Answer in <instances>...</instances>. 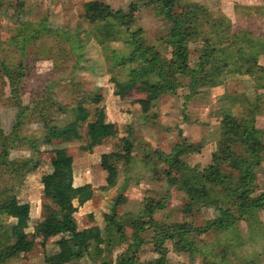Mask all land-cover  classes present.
<instances>
[{
  "label": "rangeland",
  "instance_id": "rangeland-1",
  "mask_svg": "<svg viewBox=\"0 0 264 264\" xmlns=\"http://www.w3.org/2000/svg\"><path fill=\"white\" fill-rule=\"evenodd\" d=\"M87 0H0V61L16 71L21 65V102L27 107L23 115L17 117L19 108L10 94L9 81L0 65V130L9 135L16 129L17 138L10 142L7 159L20 161L28 159L35 164L34 169L13 173L9 167L0 171V190L8 189L20 203L30 206V220L27 231L43 218V185L41 177L50 171V158L57 147H66L73 157L74 184L90 183L93 196L77 213L80 226L97 225L105 242L98 253L91 246L88 255L78 264H101L102 260H116L126 247L133 243V220L145 219V200L164 197L165 208L155 211V218L162 224L174 222L188 223L192 227H205L208 221L218 216L216 204L192 201L182 187L181 179L198 175L211 161V154L218 149L221 138V118L224 113L239 116L247 105L245 99H253L264 88L257 86L252 75L244 71L237 56L238 46L254 49L250 40L264 41V0H187L207 3L215 16L225 15L234 21L231 27L236 31L244 24L239 37L228 50V44L214 35L206 26L204 36L210 44L224 47V59L233 71H224L220 76L221 87L205 82L190 89L191 78L180 76L182 88L176 92L161 94L151 102L145 94L135 90L123 99L113 94L110 79L124 81L134 64L121 63L120 58L129 55L132 45L129 33L140 28V36L164 52L160 39L168 32L169 24L148 6H141L135 15V23L128 30L115 24L105 29L103 23L92 24L84 16L83 3ZM114 9H126L138 0H100ZM20 2L22 6L17 3ZM246 16L241 22L240 18ZM195 21L192 29L194 30ZM246 30H249L246 31ZM239 32V31H238ZM257 33L259 35L254 36ZM189 42L190 66L199 58L204 45L203 37ZM217 44V45H216ZM254 45V44H253ZM227 52V53H226ZM219 55V54H218ZM227 57V58H226ZM264 65V54L259 57ZM154 81L156 78L151 77ZM101 94L100 102H91V97ZM189 94V97L186 95ZM83 101L89 112L86 121L79 123L80 139L61 143L52 139L45 143L46 125L62 126L74 119L75 105ZM130 116L134 141L133 160L130 164L119 162L117 183L114 187L101 189L104 172L100 167V154L120 150L121 137L127 136V119ZM255 125L261 132L264 143V108L255 114ZM103 118L117 125V134L107 138L103 144L95 146L91 152L82 150L91 126ZM191 145L197 150L182 156L185 169L179 174L178 185L168 186L162 180L153 178L151 166L143 159L157 149L165 152L177 144ZM241 153L239 143H233ZM149 157V156H148ZM152 159H150L152 161ZM225 172H236L222 164ZM256 173L253 195L264 191V151L262 161L254 168ZM207 188L211 184L205 182ZM218 190L211 192L218 196ZM118 194L126 199L117 205L116 220L122 223L120 236L114 232L107 234L104 213H110L114 197ZM76 203V201H75ZM224 201L220 202L223 205ZM12 222V220H10ZM115 231V226L110 228ZM110 231V232H111ZM154 230L145 228L140 232L143 242L137 249L139 261H149L158 256L154 251ZM121 241L125 239L124 241ZM190 245L179 250L175 238L166 239L168 248L166 264H264V210H255L253 215L238 220L230 230L208 228L203 232H190ZM32 251L7 264H45L44 256L58 250L54 238L42 245V238L35 239ZM65 264H73L72 262Z\"/></svg>",
  "mask_w": 264,
  "mask_h": 264
},
{
  "label": "trees",
  "instance_id": "trees-1",
  "mask_svg": "<svg viewBox=\"0 0 264 264\" xmlns=\"http://www.w3.org/2000/svg\"><path fill=\"white\" fill-rule=\"evenodd\" d=\"M22 6L20 2L17 3ZM141 6L152 8L156 15L162 17L168 24V32L161 36L163 46L161 52L158 47L148 43L140 36L141 29L137 28L130 32L129 43L132 50L126 57L120 58L121 63H132L128 77L124 81L110 79L113 94L123 99L135 90L145 94L148 102L158 98L167 92H176L182 88L180 76L191 78L189 88L193 89L198 84L205 82L215 86L221 84L220 76L224 71H233V67L224 59V47L217 43L220 48L210 44V39L204 36V28L208 26L214 35L225 41L227 50L239 37L244 24L237 31L231 27L234 21L225 15L215 16L207 7V3L187 0H138L122 8L114 9L109 3L100 0H87L83 3L84 16L92 24L103 23L105 29L115 24L130 28L135 23V15ZM246 16L240 18L244 21ZM193 21H195L192 32ZM114 28V27H113ZM239 31V32H238ZM249 32V30H246ZM254 36L259 35L257 33ZM203 37L204 45L200 50L199 58L190 66L189 42L196 37ZM255 48L238 46L237 56L244 71L252 75L257 86L264 88V65L259 63V57L264 54V41L253 42L248 39ZM216 44V45H217ZM254 44V45H253ZM227 53V52H226ZM219 54V55H218ZM227 58V57H226ZM1 69L8 78L10 94L19 108L17 117L23 115L27 107L21 102L22 78L24 76L22 66L16 71L10 70L3 61H0ZM224 69V71L222 70ZM151 77L156 78L152 81ZM189 97V94L186 95ZM101 94L91 97V102H100ZM247 102L239 116L224 113L221 118V138L218 149L211 154V161L201 170L198 175H191L181 179V188L192 201H203L208 205L210 202L217 203L218 216L208 221L205 227H192L188 223L162 224L154 214L157 209L165 208L163 196L159 199L145 200L143 214L145 219L133 220L132 228L133 243L118 255L116 260H102L101 264H166L165 245L166 239L175 238L179 244V250L186 249L191 240L188 239L190 232H203L213 226L230 230L236 226L238 220H243L253 215L255 210H264V191L253 195L255 189L256 173L254 168L262 161L264 143L261 132L255 125V114L264 108V94L258 93L253 99H245ZM89 112L84 102L79 101L75 105L74 119L62 126L46 125L45 143L52 139H59L61 143L80 139L78 131L79 123L87 120ZM127 119V136L121 137L120 150H111L100 154V167L104 172V185L101 189L114 187L117 183L119 162L130 164L134 156V141L130 116ZM91 133L87 137L81 149L91 152L95 146H99L109 137L117 134V125L103 118L97 119L91 126ZM12 129L9 135L0 130V171L9 167L13 173H19L34 169L35 164H30L28 159L14 161L7 159L10 142L16 140L18 134ZM233 143H239L241 153L233 147ZM197 150L191 145L177 143L169 152L157 149L153 153V159L149 154L144 160L151 166L153 178L162 180L168 186L178 185L179 174L185 169L186 162L182 156L189 151ZM149 156V157H148ZM152 159V161L150 160ZM228 165L236 174L225 172L222 164ZM50 171L41 177L43 185L42 214L43 218L34 225L33 231H27L30 220V206L28 203H20L9 190H0V264H7L12 259H19L33 250L37 237L42 238V245L54 238L58 250L48 252L44 256L45 264H65L72 262L78 264L80 259L88 255L92 246L98 253L105 242L99 227L95 224L80 226L77 213L93 196V187L90 183L75 186L73 182V157L67 152L66 147H57L50 158ZM188 167V166H187ZM179 173V174H178ZM205 182L211 184L207 188ZM218 190V196L212 197L211 192ZM118 194L114 197V204L110 213H104L107 221V234L114 232L121 236L122 223L116 220L117 205L124 204L126 199ZM76 201V203H75ZM224 201L223 205L220 202ZM12 220V222L10 221ZM115 226V231L110 228ZM145 228L153 229L155 235L154 251L158 253L154 259L143 262L137 259V249L143 242L140 232ZM111 231V232H110ZM123 239L122 241H124ZM121 241V239H120ZM121 241V242H122Z\"/></svg>",
  "mask_w": 264,
  "mask_h": 264
},
{
  "label": "crops",
  "instance_id": "crops-1",
  "mask_svg": "<svg viewBox=\"0 0 264 264\" xmlns=\"http://www.w3.org/2000/svg\"><path fill=\"white\" fill-rule=\"evenodd\" d=\"M221 87V85H217V86H215L214 88H217V90H219V88ZM73 182H74V178H73ZM75 185V184H74ZM78 185H82V184H77V185H75V186H78ZM100 231H101V229H100Z\"/></svg>",
  "mask_w": 264,
  "mask_h": 264
}]
</instances>
